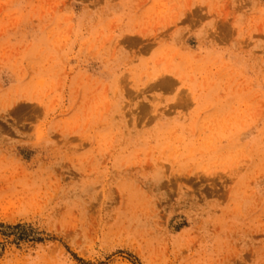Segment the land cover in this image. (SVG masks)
<instances>
[{"label": "rangeland", "instance_id": "374dc122", "mask_svg": "<svg viewBox=\"0 0 264 264\" xmlns=\"http://www.w3.org/2000/svg\"><path fill=\"white\" fill-rule=\"evenodd\" d=\"M0 264H264V0H0Z\"/></svg>", "mask_w": 264, "mask_h": 264}]
</instances>
